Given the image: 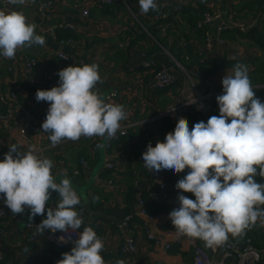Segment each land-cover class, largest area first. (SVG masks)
I'll return each instance as SVG.
<instances>
[{"label": "crops", "instance_id": "1", "mask_svg": "<svg viewBox=\"0 0 264 264\" xmlns=\"http://www.w3.org/2000/svg\"><path fill=\"white\" fill-rule=\"evenodd\" d=\"M127 1L128 5L100 6L91 0H59L58 7L50 16H47L41 12L39 0H27L24 5L3 3L0 0V10L21 12L27 18V23L36 25V34L45 37V45L25 46L23 48V50L39 59V66L36 71L37 83L33 84L22 69H19L16 74H12L1 66L0 92L6 93L9 89H16L19 91L20 99L38 113L37 117H42V109H38V106L30 99L29 94L59 86V84H55L56 82L60 83L58 72L69 66L64 65L57 57V51H70L85 60V65H98L102 83H97L94 91H97L104 101L106 96L114 89L122 91L121 99H116L112 103L123 105L127 112V119L122 120L120 123L146 121L135 129H131L133 137H130V139L124 138L121 142L115 143V153L111 159L116 162L120 159L130 158V167L135 169L133 184L135 179H138V185L135 186L138 190L137 194L133 198L128 197L126 192L129 184L124 182V177L121 174L113 172L114 177L104 176L107 179H113L114 184L112 186L104 185L96 180L95 174L98 172V174H103L102 164L106 160V151L103 144L106 141V136L96 141L93 138L83 136L76 141L65 139L53 146L49 139L50 134L44 132L42 128L43 121L37 118L32 120L21 110L15 112L13 119H0V161L5 159V154L9 152L11 145H17L19 152H27L30 146H35L36 154L41 158L51 159L54 165L51 171L55 181L59 183L63 178L70 179L73 189L81 194V200L86 203L87 209L94 213L95 217L93 218V215H91V219L101 221L100 231L97 234L104 242V250L101 253L104 259H113L115 264L118 260H124L125 264H132L131 257L121 253L120 247L124 242L125 233L115 226V222L126 215H134L137 238L141 247L140 259H144L150 264H194L191 259V256L193 257V247L199 244L206 248L204 241L192 238V242L185 240L182 245L175 243L168 250L162 244L156 245L153 240L148 238L141 218L138 217L141 210L138 203L139 193L142 194L145 191L149 196L154 189H157L161 181L184 178L187 175L185 171L175 173L174 170H163L158 179H154L152 175H150L151 180L147 178L145 171L150 170L143 163V153L147 150L149 143L155 147L157 142L165 141L163 127L159 124L163 117L148 120L155 117L165 107L176 103L182 95L185 78L182 74L183 77L180 78L181 86L163 90L165 91L164 94H161L162 91L156 93L149 83L152 73L142 63L147 58L153 59L171 69L175 67L181 71V66H179L181 63L175 57L176 55H173L172 49H177V51L181 49L183 53H186L190 46L196 56L190 73L193 72L195 75L192 81H188L187 88L195 86L202 93H207L213 89V86L223 87L222 79L227 74H233L236 64L246 65L249 78L255 79L250 77L251 71L255 70L263 61L264 50L257 44H253L252 39L244 35L254 27L264 31V11L259 7L254 11L239 13L234 5L245 0H238L236 3H232L231 0L216 2L214 9L221 13L223 19L231 23L245 22L250 26V30L243 34L237 28L227 30L225 32L226 44L224 46H214L211 50L205 52L203 48L204 37H197L195 32L191 31L190 25L186 24L183 18L180 19L179 14L175 16L176 20L172 28L163 33L156 26L154 20L149 18V15H136L135 7L140 6L139 0ZM164 1L173 3L172 11L176 12L189 7L195 9L198 5L201 7L202 3L205 4L207 9L212 0ZM87 7L90 9V13L84 15L83 9ZM66 24L73 25L74 29L60 28V25ZM60 32L63 35L75 34L79 41L77 47L72 48L61 45ZM18 56V52H16L15 58ZM206 58L224 59L232 64L219 68L208 76H200L201 65L206 64ZM207 68L208 66H206ZM262 82L261 80H254L253 83L256 84L252 87L256 88L264 85ZM50 83H52V86L47 88L46 85ZM49 106V103L46 102L44 110L46 115ZM7 109L8 107L0 101V113L6 112ZM170 117L171 132H173L180 118L179 113H171ZM200 121L201 119H197L195 122ZM28 123L35 124L38 131L29 130V133L23 135L21 128ZM194 125L189 123L190 130ZM98 144H101L102 147L98 148ZM133 145L134 149L130 153ZM82 158L88 161L87 178L79 180L77 177L64 173L61 165L62 161L71 167L81 168ZM127 167L128 160L125 170H127ZM181 194L175 192L169 195L166 203L169 205V209L158 213V218L151 223L152 231L159 233L165 230L163 227L165 224L172 223L169 214L172 210L180 207L178 196ZM183 195L195 200L194 196ZM57 197L60 200L58 194ZM4 199V195L0 194V206L9 213L2 224L6 232L4 235H0V251L5 254V258L0 264H27L28 255L34 256L37 264H40L39 262L45 260L49 255L53 258L55 249H48L44 235L38 234L37 240L31 241L28 239L27 234L23 232L25 220L29 218L30 212L27 215H15L6 206ZM90 199L94 200L98 209L92 210L90 208ZM47 208L49 207H46L43 216L37 215L33 219L36 223L40 224L46 218ZM32 234L33 232L30 231L29 235ZM19 240H21L22 245L14 246ZM25 248L28 251H25ZM57 249L65 253L64 249Z\"/></svg>", "mask_w": 264, "mask_h": 264}, {"label": "clouds", "instance_id": "2", "mask_svg": "<svg viewBox=\"0 0 264 264\" xmlns=\"http://www.w3.org/2000/svg\"><path fill=\"white\" fill-rule=\"evenodd\" d=\"M8 3L24 5L27 0ZM139 4L143 13L158 11L156 0H139ZM35 29L21 12L0 10V55L13 59L18 49L45 45V37ZM58 76L59 86L36 93L38 102L50 105L42 128L50 133L51 144L82 136L113 138L127 112L123 105L105 103L94 91L102 83L98 65L69 66ZM222 86L223 94L216 98L219 116L200 121L191 130L188 120L179 118L165 141L155 147L149 143L142 157L151 172L190 169L176 187L194 194L195 200L179 195L180 207L169 216L178 235L200 239L209 248L222 246L229 234L241 236L258 219L264 225L260 207L264 206V184L255 179L257 175L264 178V102L255 96L246 65L236 64L233 74L222 79ZM53 166L51 159L36 154L35 146L19 152L13 145L0 161V194L13 214L30 210L31 221L45 214L51 192L57 193L60 202L55 209L47 208L46 218L36 225L37 233L59 230L66 233L59 242L67 243L83 224L75 210L81 200L70 179L55 181ZM103 250L104 242L94 229L84 227L71 252L63 253L57 264H105Z\"/></svg>", "mask_w": 264, "mask_h": 264}, {"label": "built area", "instance_id": "3", "mask_svg": "<svg viewBox=\"0 0 264 264\" xmlns=\"http://www.w3.org/2000/svg\"><path fill=\"white\" fill-rule=\"evenodd\" d=\"M3 3H8V0H1ZM59 0H39V7L41 12L44 15L50 16L55 9L58 7ZM93 3L100 6H116V5H128L127 0H91ZM213 3L211 4V2ZM207 9L203 12L202 18L198 21V27L204 29L205 37L203 48L205 52L211 50L214 46H224L227 42L224 34L227 30L232 28H237L242 33H247L250 30V26L242 21H237L235 23H231L230 21L223 19L221 13L214 9L215 3L220 0H212ZM232 3L238 2V0H231ZM158 5V11L160 15L156 19L153 17L155 24L159 27L163 33L169 31L172 28L169 22H159V19H166L169 17L170 13L173 14L174 4L169 1L164 0H156ZM136 15H147L148 13H143L141 7H135ZM156 11V10H154ZM90 9L87 7L83 9L84 15H89ZM264 14V12H263ZM60 28L66 29H74V26L71 24L60 25ZM153 37L152 34H150ZM155 39V37H153ZM61 45L69 46L72 48H76L79 44V41L73 37L62 38L59 39ZM18 57L13 59H7L0 55V67H5L10 73L16 74L19 69H22L23 73L29 78V80L33 83H37V75L36 71L39 66V59L36 56H33L26 52L25 50L18 49ZM204 52V53H205ZM203 53V54H204ZM57 57L62 61L64 65L68 66H84L85 60L79 58L76 54L59 50L56 53ZM143 66L152 73V77L149 81L150 86L154 92H161L163 90H169L171 86H173L179 79V73L173 71L170 67L165 64L158 63L153 59H145L143 61ZM180 73L183 74L185 81L184 87L182 89V95L176 101L174 105H169L159 111L155 117L149 119L148 121L158 119L164 116H171V113H180L184 111H192L196 113L201 121L205 123L209 119L210 110L217 98V96L223 94V87L221 86H213V89L207 93H202L197 87L193 86V88H187L188 81H192L194 77V73L185 69L181 64ZM56 85L59 83L56 82ZM52 83L46 85L47 88H50ZM30 99L33 101L35 105L38 106V109H42V117H37L38 113L34 111L31 107H28L19 97V91L16 89H9L6 93L0 92V101L4 103L8 109L6 112L0 113V119L2 120H10L15 116V112L21 110L24 111L32 120L40 119L43 122L46 119V114L44 113L46 102L36 100V93L29 94ZM122 91L118 89H114L111 93L106 96L105 103H114L116 99H121ZM174 109V111L172 110ZM142 122H132L128 124H121L120 130H118L113 138H106V141L103 144L104 150L106 151V160L102 166V172L104 171H112L114 173L121 172L126 168L127 160L120 159L116 162L112 159L115 153V143L121 142L125 137H127L131 131V129H135L136 127L142 125ZM29 130L37 132L38 127L33 123H28L25 127L21 128V133L23 135L29 133ZM50 134V133H49ZM94 141L99 140L101 137H92ZM13 145H11L12 147ZM10 147V148H11ZM18 150V148H17ZM10 151V150H9ZM62 169L66 175H71L77 177L81 173V168L86 170L89 165L88 161L85 158L81 159V168L71 167L62 161L61 163ZM185 173L187 174L190 169H185ZM52 172V171H51ZM99 173V172H98ZM97 173V174H98ZM163 173L161 170L159 173L154 172L152 174L154 179H158ZM96 174V180L103 183L107 186H112L114 184L113 179H107L101 174ZM53 175V172H52ZM135 185H138V179L134 181ZM167 180L161 181L157 189L153 190L149 194L150 201L159 202V203H167L169 194L166 191ZM76 191V190H75ZM77 192V191H76ZM78 196L81 200V194L77 192ZM3 195V194H1ZM60 200L57 197V193L51 192L50 200L47 202L46 207H51L55 209ZM146 199L139 193L138 203L141 205V210L138 214V217L141 218L143 228L146 230L147 236L149 239L153 240L156 245L162 244L166 249L170 250L175 243L182 245L185 240L192 242V238L186 235H178L177 231L174 229L163 230L159 233L151 230V223L158 218V214H150L146 209ZM83 220V224L81 229L76 230L75 234H72L71 239L67 243L59 242V237L62 235H66V233L61 231H56L55 233L46 230L44 234L45 240L53 243L55 246L66 250L67 252H71L74 241L79 236L80 232L83 231L84 227H92L94 231L97 233L98 229L101 226V221H94L91 219L85 211H81L76 206V209ZM30 212L26 208L25 215ZM9 213L8 211L0 206V235H4L6 230L2 226L5 219H7ZM39 223H36L34 220L29 221V218L25 220V228L23 232H25L28 236V239L31 241H35L38 238L37 226ZM115 226L122 232L125 233L124 242L122 243L120 250L121 253L125 256L131 257L132 264H150L148 261L144 259H140L139 255L141 252V247L137 238V230L135 228V219L134 215H126L119 221L115 222ZM32 231L33 234L30 236L29 232ZM69 233H71V229H69ZM205 243V242H204ZM22 245L21 240L17 241L14 246ZM183 247V246H182ZM264 256V248H259L254 245L252 238H247L245 243H240L236 240L231 234H229L227 241L222 246H217L213 248L203 247V245L196 244L193 247V261L194 264H260L262 258ZM5 258V254L0 251V262ZM63 259L62 256H55L51 260L47 262V264H57L59 260ZM27 264H37L36 258L34 256L28 255L26 259ZM105 264H115L113 259H105Z\"/></svg>", "mask_w": 264, "mask_h": 264}, {"label": "trees", "instance_id": "4", "mask_svg": "<svg viewBox=\"0 0 264 264\" xmlns=\"http://www.w3.org/2000/svg\"><path fill=\"white\" fill-rule=\"evenodd\" d=\"M234 7L239 13L240 12H246V11H254L256 8H259V7L264 11V0L240 1L239 3L235 4ZM205 10H206L205 4L202 3L201 7H200V5H198V6H196L195 9L192 7H189V8H184L183 10H178L176 12H173V14L170 13L168 18L159 19V22H169L170 24L172 22V26H173L175 23V20H176L175 16H177V14H179L180 19L183 18L185 20L186 24L190 25L191 31L195 32V35H197V37H199V38L205 37L204 29L198 27V21L202 18V14ZM147 15H149L150 19H152L153 17L156 19V16L158 17L160 15V13L152 10ZM59 36H60V39L69 38V37H73V38L77 39L76 38L77 36L73 33L63 35L60 32ZM224 36H226V34H224ZM244 36L251 38L253 41V44H257L261 49L264 50V31H260L257 27H254L253 29H251V31H249V33L245 34ZM172 52H173V55H176L175 57L178 58L179 62L182 64V66L185 69H187L188 71H190L191 67L194 63V60L196 58L193 49L189 46L188 51L186 53H183L181 49H178V51H177V49H172ZM205 62H206V64L201 65V72H199L200 76H203V75L208 76L211 73H213L214 71L218 70L219 68H222L224 66H228V65L232 64L231 62L226 61L224 59L223 60H217L214 58H209V59L206 58ZM206 66H208L207 69H206ZM182 77L183 76L180 73L178 81L173 86H171V88H176V87L181 86L182 83H181L180 78H182ZM250 77L255 78V79H253V78L250 79L252 85L257 83V82L253 83L254 80H256V81L261 80V81H263L262 83L264 84V59L262 62H260L259 66L255 70L251 71ZM253 90L255 92L256 98L260 99L261 102H264V85L253 88ZM164 93H165V91L161 92V94H164ZM213 115H216V116L220 115L217 99L215 100V102H214V104L210 110L209 118ZM179 117L180 118L181 117L186 118L188 120V122L190 123V125L196 124L195 121H197V119L199 120L196 113L189 111V110L184 111V112H180ZM159 124L162 125L164 138H166V134L171 132V117L170 116H164L160 120ZM130 137H133L132 131H130L129 135L125 138L130 139ZM128 142H130V141H128ZM133 149H134V145L131 146L130 153L133 151ZM129 154H128V156H130ZM126 160H128L127 170L124 169L123 171L116 172V173L123 175L124 182L129 184V187H128L126 194L128 195V197L130 196L131 198H133L135 196V194H137V192H138V190H136V188H135L136 185L133 184V180H134V176H135L134 175L135 169H134V167H132V168L130 167V162H131L130 158L127 157ZM145 173L147 175V178L149 180H151L150 175H152L154 172L150 173V171L146 170ZM102 175L105 177H114L113 172L108 171V170L104 171ZM87 177H88L87 169L84 170L83 168H81V173L77 176V178L79 180L80 179L82 180V179H85ZM180 179H182V178H173V179H170L167 181V186H166L167 193L170 195V194H174L175 192H179L182 194L194 196V194H192V193H184V192H182V190L177 189L176 185ZM255 179L258 183L264 184V178L260 177L259 175H257L255 177ZM142 196L147 201L146 202V209L150 214H158L160 212H164V211L169 209V205H167L166 203H159V202L150 201L148 193H146L145 191H143ZM95 198H96V196H95ZM194 198H195V196H194ZM89 206L92 210L96 209V208L98 209V206L95 204L93 199L89 200ZM260 207L264 208V206H260ZM78 208L81 211H85L89 216L93 215V218L95 217L94 213H91V211H88V209L86 207V203L83 200H81V203H80V205H78ZM163 227L165 230H167V229L176 230L174 228L173 223H171V222H169L168 224H165ZM99 231H100V229L97 231V233ZM249 237L252 238V241H253L255 246H257L259 248H264V225H262V221L260 219H258L257 223L254 226H252L248 229H245L244 233L241 236H237L234 238L236 240H238L240 243H245L247 238H249ZM46 244H47V247L49 250L55 249L53 251L55 254H53V255H55V256H58V255L62 256L63 255V252L59 251L57 249L59 247L55 246L53 243L47 241ZM30 251H31V249H30ZM64 252L66 253V250ZM51 259H52V257L49 255L45 260H43L42 262H39V263L40 264H47V262ZM107 259H110V258H107ZM191 259L193 261L192 256H191ZM2 262H0V263H2ZM260 264H264V256H263Z\"/></svg>", "mask_w": 264, "mask_h": 264}, {"label": "water", "instance_id": "5", "mask_svg": "<svg viewBox=\"0 0 264 264\" xmlns=\"http://www.w3.org/2000/svg\"><path fill=\"white\" fill-rule=\"evenodd\" d=\"M172 70L175 71V72H177V73L180 72V71H179L177 68H175V67H172ZM139 209H141V205H139ZM88 211H89V210H88Z\"/></svg>", "mask_w": 264, "mask_h": 264}, {"label": "rangeland", "instance_id": "6", "mask_svg": "<svg viewBox=\"0 0 264 264\" xmlns=\"http://www.w3.org/2000/svg\"><path fill=\"white\" fill-rule=\"evenodd\" d=\"M102 164V163H101ZM103 165V164H102ZM95 176H96V174H95ZM94 178V177H93Z\"/></svg>", "mask_w": 264, "mask_h": 264}]
</instances>
